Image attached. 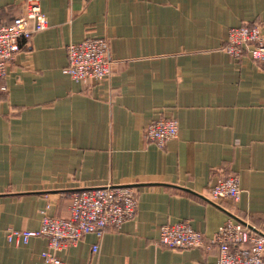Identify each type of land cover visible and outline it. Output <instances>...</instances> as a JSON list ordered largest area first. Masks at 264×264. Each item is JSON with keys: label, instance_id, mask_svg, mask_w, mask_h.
I'll return each mask as SVG.
<instances>
[{"label": "crops", "instance_id": "crops-1", "mask_svg": "<svg viewBox=\"0 0 264 264\" xmlns=\"http://www.w3.org/2000/svg\"><path fill=\"white\" fill-rule=\"evenodd\" d=\"M30 4L49 26L0 80V264H47V238L7 234L66 219L74 192L104 186L136 188L134 220L55 252L61 264H217L216 247L159 244L183 222L206 241L228 220L264 235V67L223 49L230 29L264 26V0H0V26ZM87 37L109 41L100 84L65 74L67 47ZM161 118L179 126L164 148L144 135ZM230 175L239 202H212Z\"/></svg>", "mask_w": 264, "mask_h": 264}, {"label": "built area", "instance_id": "built-area-1", "mask_svg": "<svg viewBox=\"0 0 264 264\" xmlns=\"http://www.w3.org/2000/svg\"><path fill=\"white\" fill-rule=\"evenodd\" d=\"M48 19L37 4H30L23 15L11 25L0 26V80L8 76V68L16 59L21 42L48 28ZM231 57L247 55L264 67V26L242 25L232 28L223 48ZM68 65L65 74L78 84H100L113 74L114 62L110 57L107 38L87 37L67 47ZM179 126L174 119H158L144 131L148 142L164 148L178 137ZM239 178L230 175L218 178L210 190V200L219 204L241 198ZM138 210V191L133 186H104L76 191L72 194L69 217L59 219L44 213L39 230H11L9 242L28 244L32 238L48 239V250L42 253L47 264H61L55 252L80 243L85 236L103 237L109 228L120 229L134 220ZM159 244L171 249H218L217 264H264V235L248 224L228 220L209 241L195 230L190 222L165 225L160 230ZM99 246L93 247L98 252Z\"/></svg>", "mask_w": 264, "mask_h": 264}]
</instances>
